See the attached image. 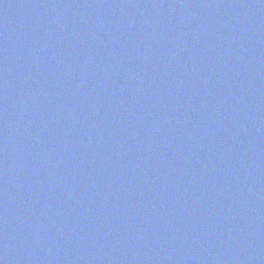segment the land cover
Wrapping results in <instances>:
<instances>
[{
    "label": "water",
    "instance_id": "1",
    "mask_svg": "<svg viewBox=\"0 0 264 264\" xmlns=\"http://www.w3.org/2000/svg\"><path fill=\"white\" fill-rule=\"evenodd\" d=\"M0 264H264V0H0Z\"/></svg>",
    "mask_w": 264,
    "mask_h": 264
}]
</instances>
